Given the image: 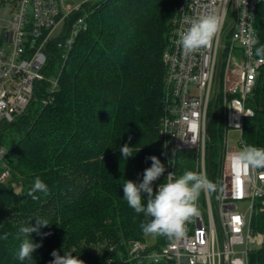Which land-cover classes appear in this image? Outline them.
<instances>
[{
	"label": "trees",
	"instance_id": "obj_1",
	"mask_svg": "<svg viewBox=\"0 0 264 264\" xmlns=\"http://www.w3.org/2000/svg\"><path fill=\"white\" fill-rule=\"evenodd\" d=\"M18 0H0V8ZM180 0H109L96 9L64 63L54 51L52 73L59 74L54 101L41 105L49 86L43 84L27 114L0 125V145L8 148L10 177L0 182V264H50L53 250L71 252L84 264H156L129 260V245L149 243L160 250L166 236L150 242L140 228L145 220L123 199L126 180L140 183L146 157L164 164L167 156L159 134L166 99V66L173 17ZM259 46L264 45V3L256 15ZM3 43L2 32L0 47ZM255 115L245 121L247 145L264 148V68L249 100ZM36 107L34 110L33 108ZM224 109H212L208 124L206 166L208 178L219 181L224 151ZM128 145L132 156L123 158ZM181 174L195 170V152L181 154ZM264 170V169H263ZM48 194L28 195L35 178ZM163 175L153 182L156 188ZM20 185L21 191L14 185ZM146 206L147 194L142 193ZM48 221L28 237L40 243L32 260L18 259L25 238L20 228ZM252 230L264 236V212L252 219ZM48 235H43V234ZM7 234V239L3 237ZM157 264H166L164 262ZM170 264V263H169ZM250 264H264V241L250 254Z\"/></svg>",
	"mask_w": 264,
	"mask_h": 264
},
{
	"label": "built area",
	"instance_id": "obj_2",
	"mask_svg": "<svg viewBox=\"0 0 264 264\" xmlns=\"http://www.w3.org/2000/svg\"><path fill=\"white\" fill-rule=\"evenodd\" d=\"M109 0H85L73 6L67 0H18L2 29L0 47V125H9L27 114L47 83L41 105L53 103L59 89V74H51L54 51L65 61L78 37L88 30L96 9ZM264 0H180L173 17L166 66V99L159 134L164 141L168 173L181 175V154L195 152L196 171L205 170L208 124L212 109H224V151L217 191L201 193L199 216L186 225L181 239H170L149 252V243L135 240L129 245V260L166 264H250L252 245L260 246L262 234L252 230L253 216L264 212V170L242 169L233 157L247 146L243 138L246 119L255 112L249 100L264 68V59L255 55L257 45L246 41L258 38L256 15ZM218 13L222 29L208 48L183 55L175 43L187 28L186 17ZM64 24L58 37L54 34ZM239 125V127H237ZM240 134L239 147L229 149V131ZM8 148L0 145V182L10 177L6 162ZM169 160L171 162L169 163ZM208 175V173H207ZM165 182V181H164ZM158 190L156 188L155 192ZM249 201L247 216L239 203ZM239 217V221L234 220ZM239 248V249H238Z\"/></svg>",
	"mask_w": 264,
	"mask_h": 264
},
{
	"label": "clouds",
	"instance_id": "obj_3",
	"mask_svg": "<svg viewBox=\"0 0 264 264\" xmlns=\"http://www.w3.org/2000/svg\"><path fill=\"white\" fill-rule=\"evenodd\" d=\"M185 23L188 26L179 33L175 43L181 48L183 55L188 56L208 48L212 44L222 29L223 18L218 13H204L198 17H186ZM246 43L254 46L259 41L252 38ZM255 55L264 59V45L255 48ZM132 149L128 145L121 148L124 159L127 160L132 156ZM146 159L151 160V167L144 170L142 182L124 181L123 199L137 215L141 213L144 215L145 220L141 222L140 228L145 236H166L170 239H181L186 235L187 223L199 216L197 202L201 193L211 195L217 191V185L209 180L205 170H186L178 177L170 172L165 182L158 186V190L154 194L153 182L163 175L165 166L154 155L146 157ZM233 159L242 169H264V148L247 145L234 154ZM170 162L171 160H169ZM48 191V186L39 177H36L28 195L33 200H37L39 196L35 193L48 194ZM142 193L147 194L146 206ZM48 224L49 222L46 220L37 219L35 227L20 228L19 231L24 234L25 238L19 245L17 253L19 260H32V254L42 245L34 243L28 237L33 232L39 233V228L46 227ZM3 238L7 239V234ZM51 255L54 259L50 264H84L83 260L71 252L60 255L58 251L53 250Z\"/></svg>",
	"mask_w": 264,
	"mask_h": 264
},
{
	"label": "rangeland",
	"instance_id": "obj_4",
	"mask_svg": "<svg viewBox=\"0 0 264 264\" xmlns=\"http://www.w3.org/2000/svg\"><path fill=\"white\" fill-rule=\"evenodd\" d=\"M85 0H67L68 4H71L73 6L79 5L81 3H83ZM10 11H11V5L7 4L6 6L0 8V35L2 32L3 27L7 24V21L10 18ZM64 24H62L57 31L55 32L54 36L58 37L60 35V33L62 32V28H63ZM36 107L33 108V110ZM239 142H240V134L236 131H229V149L233 148V147H239ZM16 190H18L19 192L21 191V186L18 185H14ZM250 202L249 201H244L239 203V211L243 214H245L247 216V221L250 220V215L248 214V208H249ZM150 242H153V237L149 236L148 237ZM253 249L257 248L256 245H252ZM239 249V248H238Z\"/></svg>",
	"mask_w": 264,
	"mask_h": 264
},
{
	"label": "snow or ice",
	"instance_id": "obj_5",
	"mask_svg": "<svg viewBox=\"0 0 264 264\" xmlns=\"http://www.w3.org/2000/svg\"><path fill=\"white\" fill-rule=\"evenodd\" d=\"M239 219H240L239 217H235L234 218V220H236L237 222L239 221Z\"/></svg>",
	"mask_w": 264,
	"mask_h": 264
}]
</instances>
